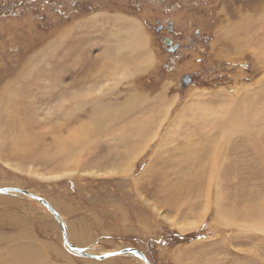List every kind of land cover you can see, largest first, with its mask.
<instances>
[{
	"label": "rangeland",
	"instance_id": "obj_1",
	"mask_svg": "<svg viewBox=\"0 0 264 264\" xmlns=\"http://www.w3.org/2000/svg\"><path fill=\"white\" fill-rule=\"evenodd\" d=\"M125 27L149 44L123 52ZM2 89L0 187L48 201L71 243L138 248L151 264H264V0H0ZM74 132V174L21 170L63 169L72 157L58 145ZM62 230L41 201L0 193V264L30 247L38 264H146L84 256Z\"/></svg>",
	"mask_w": 264,
	"mask_h": 264
},
{
	"label": "bare ground",
	"instance_id": "obj_2",
	"mask_svg": "<svg viewBox=\"0 0 264 264\" xmlns=\"http://www.w3.org/2000/svg\"><path fill=\"white\" fill-rule=\"evenodd\" d=\"M131 21V18L128 20V23ZM150 35V34H149ZM119 40L121 41L122 45L119 46L120 49L123 51V52H126V50H130V49H135V48H139V47H143L147 44H149V36L148 34L144 35H141V32L139 30H133L132 32L128 31L126 29V27L122 30V32L120 33V37H119ZM151 51V50H150ZM103 53H106L107 55H110V51H106L104 50ZM149 56L151 58V55H150V52H149ZM7 86V85H6ZM10 88L7 89V94L9 95V98L12 99V96L10 94H13L14 92L10 93ZM6 90L5 89H2V93L0 94V109L2 107V104L4 101L1 100L2 96H4ZM91 92H94V91H88L86 92V95L84 96V98H89L91 96ZM95 93V92H94ZM17 95V93L15 94ZM79 101V100H78ZM234 101V100H233ZM2 103V104H1ZM233 103V102H232ZM222 110V109H221ZM223 113V112H222ZM222 115V114H221ZM219 117H216V119H218ZM93 120H95V118H91ZM90 119V120H91ZM85 130H87L85 128ZM71 134V133H70ZM63 136V135H62ZM66 137H64L65 139H61L60 141V145H58V149H59V152L62 153V152H67L68 154L67 155H70L72 158L69 157V160L67 162H65L66 164L63 165V169H59L57 172H54L53 171H46V172H43V171H39V169H34L33 167H28V169L24 170V169H21L23 171H26L27 173L31 174L32 176L34 175L35 177L37 176L38 178H42L44 180H52V179H56L58 177H63L65 175H70V174H74L76 172L77 169H74L73 168V163L74 164H79V161L77 159H75L76 157V153L74 151V147H75V143H76V133L74 132V134H72V139L67 136V135H64ZM67 137H69L70 139H66ZM71 141H73V145H71ZM68 143H70L68 145ZM72 146V147H71ZM72 150H71V149ZM197 148V147H196ZM57 153V152H56ZM60 153H57L60 155ZM66 161V160H64ZM212 168V167H211ZM19 170V169H17ZM50 170V169H49ZM102 172H100L101 174L103 173H108V174H111L112 173V170H107V171H103L101 170ZM84 172V171H83ZM92 173H99V172H94L92 171ZM210 176H209V181L211 184H214V185H218L219 188H220V185H219V182L221 180L220 178V173H219V170L218 169H210ZM208 173V174H209ZM47 174V175H46ZM219 180H218V179ZM18 186V185H17ZM211 187V186H210ZM264 187V186H263ZM263 187H259V188H263ZM218 188V189H219ZM194 190V189H193ZM200 190V194L202 195V191H201V188L199 189ZM192 191V190H191ZM207 191V190H206ZM218 191V190H217ZM216 191V194L214 195V198L212 199L213 202L215 203L216 207H217V213L221 216V219L224 223L226 224H230L229 222H233V212H230L228 211V209L225 207V205H223V203L221 202L222 200V196H221V192H217ZM199 193V192H198ZM22 195V194H21ZM262 195V194H261ZM20 197V196H19ZM264 199V197H263ZM110 200V199H109ZM108 200V201H109ZM13 201V200H12ZM116 201V200H115ZM204 201V199H203ZM118 202V200H117ZM108 203V202H107ZM203 204V202H202ZM205 204V203H204ZM118 205V203H117ZM183 205H184V201H183ZM204 207V205H203ZM208 209V208H207ZM215 209V208H214ZM205 210V209H204ZM208 211V210H207ZM216 213V214H217ZM208 214V213H207ZM200 216V215H198ZM68 218V217H67ZM203 219H202V216L197 218V219H190L189 222H182L183 223V226L184 228H187L188 225H196L197 222H201ZM175 223L177 224V221H175ZM83 224V223H82ZM250 225H254L253 222L249 223ZM178 225V224H177ZM75 231L77 233V235L75 236V240L79 243H86L89 241V234L87 233L88 231L84 228L85 226H82V225H76L75 224ZM225 226V225H224ZM179 227V225H178ZM73 228H74V225H73ZM258 229H264V223L262 224V226H257ZM75 235V234H74ZM91 239H92V236H91ZM92 250V249H91ZM25 253L27 254H21V253H18L17 255V262L16 264H38L39 262V259H40V253L38 252L37 249H34L33 247H30L28 250L25 249ZM177 253V252H176ZM2 256H9V254L7 252H4V254H1ZM99 255V254H98Z\"/></svg>",
	"mask_w": 264,
	"mask_h": 264
},
{
	"label": "water",
	"instance_id": "obj_3",
	"mask_svg": "<svg viewBox=\"0 0 264 264\" xmlns=\"http://www.w3.org/2000/svg\"><path fill=\"white\" fill-rule=\"evenodd\" d=\"M165 43L168 46H170L169 48L171 49V51H174L179 47V44L178 43L174 44L173 40L170 37H167L165 39ZM192 80H193L192 77L188 74H186L182 77L183 85L185 87L188 86L190 83H192ZM9 192H17V193H20L22 195L35 198V199L41 201L43 204H45L53 212V214L55 215L57 220L62 225V227H63L62 233H63V237H64V242L72 250H74L78 253H81L84 256L92 257V258H96V259L107 258L110 256H117V255H121V254H132V255H135V256L141 258L146 264H151L147 254L144 251H142L141 249L134 248V247H125L124 249L119 250V251L104 253V254H100V255L93 254V253H87L85 251V248L79 247V246H77V245H75L69 241L67 229H65V226H64L65 224H64L60 214L56 211V209L48 201H46L45 199H43L42 197H40L36 193L29 191L27 189H22V188H17V187H0V193L5 194V193H9Z\"/></svg>",
	"mask_w": 264,
	"mask_h": 264
}]
</instances>
